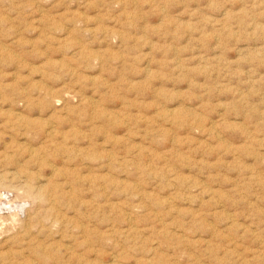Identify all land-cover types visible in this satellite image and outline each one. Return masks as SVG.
I'll return each mask as SVG.
<instances>
[{
  "label": "rangeland",
  "instance_id": "rangeland-1",
  "mask_svg": "<svg viewBox=\"0 0 264 264\" xmlns=\"http://www.w3.org/2000/svg\"><path fill=\"white\" fill-rule=\"evenodd\" d=\"M0 264H264V0H0Z\"/></svg>",
  "mask_w": 264,
  "mask_h": 264
}]
</instances>
